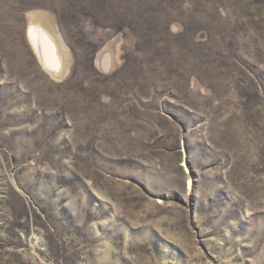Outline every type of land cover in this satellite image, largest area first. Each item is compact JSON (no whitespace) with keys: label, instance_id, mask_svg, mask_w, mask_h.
<instances>
[{"label":"rangeland","instance_id":"374dc122","mask_svg":"<svg viewBox=\"0 0 264 264\" xmlns=\"http://www.w3.org/2000/svg\"><path fill=\"white\" fill-rule=\"evenodd\" d=\"M0 264H264V0H0Z\"/></svg>","mask_w":264,"mask_h":264},{"label":"bare ground","instance_id":"6f19581e","mask_svg":"<svg viewBox=\"0 0 264 264\" xmlns=\"http://www.w3.org/2000/svg\"><path fill=\"white\" fill-rule=\"evenodd\" d=\"M41 28V27H40ZM36 37H38V40L40 42V51L45 57V62L48 66H52L53 61L51 59V46L49 45V41L46 39V31L44 29H38V31L35 33ZM34 34V35H35Z\"/></svg>","mask_w":264,"mask_h":264}]
</instances>
